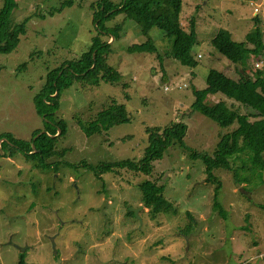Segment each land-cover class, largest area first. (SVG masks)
<instances>
[{"label": "rangeland", "instance_id": "obj_1", "mask_svg": "<svg viewBox=\"0 0 264 264\" xmlns=\"http://www.w3.org/2000/svg\"><path fill=\"white\" fill-rule=\"evenodd\" d=\"M67 1L71 4L63 5ZM101 1L17 0L11 23L28 22L16 50L0 55V136H6L0 142L12 145L8 136L29 142L37 131L46 132L47 120L38 114L35 97L49 73L89 49ZM109 1L118 5L121 0ZM254 17L260 19L264 36V0H183V28L188 32L190 20L196 23L191 56L198 66L191 69L168 58L171 40L158 29L150 30L149 37L161 61L155 55L129 54V46L146 38L133 21H123L120 38L109 41V64L120 73V83L74 85L61 94L55 115L67 129L57 143V151L67 150L62 163L77 167L86 162L96 168L139 161L146 146L144 128L176 121L187 126L188 149L212 155L220 136L236 124L222 129L192 112V91L206 89L212 70L235 81L244 75L211 40L220 29H228L234 41L244 42ZM253 73L250 59L247 74ZM114 100L125 105L130 122L86 137L76 119L87 123ZM220 100L245 114L239 103L221 94L209 95L206 104ZM7 156L0 152V264H19L22 256L26 264H264V214L258 207L264 202V184L239 185L233 173L218 172L222 187L216 194L217 185L207 183L205 166L181 149L167 150L153 164L150 178L121 171L101 179L87 169L66 166L42 171L22 154ZM147 180L163 186L173 212L150 218L138 188ZM216 202L224 217L215 210Z\"/></svg>", "mask_w": 264, "mask_h": 264}, {"label": "trees", "instance_id": "obj_2", "mask_svg": "<svg viewBox=\"0 0 264 264\" xmlns=\"http://www.w3.org/2000/svg\"><path fill=\"white\" fill-rule=\"evenodd\" d=\"M70 4L71 1H67L63 5ZM17 6V0H3V7L0 10V55L13 53L20 43V38L26 34L28 18L16 25L11 23L12 14ZM182 7L183 0H121L118 5L109 0H102L94 12L97 34L92 38L89 49L82 53L77 61L65 63L49 73L44 87L35 97L38 114L47 120L46 132L39 135L40 131H37L29 142L8 136V141L12 145L7 142L1 143L0 152H3L4 157L6 153L12 159L22 154L27 162L35 164V167L42 171L54 168L57 172L60 166H66L72 169H87L101 179L108 174L118 175L121 171L150 178L153 173V164L161 161L167 150L178 148L185 151L192 161H199L205 166L207 183L217 185L216 194L222 187L215 175L218 172L233 173L239 185L264 184L262 180L264 173V72L254 71L252 77L247 74L250 59L254 62L264 59V36L260 27L261 21L257 17H254L253 28L246 35L244 42L234 41L228 29H220L211 40L212 46L223 58L233 65L242 67L244 75L235 81L223 73L212 70L207 76L206 89L192 91L194 96L192 112L200 113L222 129L236 124L233 130L220 136L212 155L199 154L188 149L184 141L187 126L181 121H176L164 126L144 128L146 146L139 161L127 160L114 164H101L96 168L86 162H82L77 167L62 163L67 150L57 151V143L67 129L65 123L57 120L55 115L59 111L61 94L74 85L99 87L102 84L120 83V73L109 64L111 56L109 41L120 38L123 21H133L146 38L142 44L129 46L127 48L129 54L155 55L156 59L161 61L158 50L149 37L150 30L158 29L171 40L170 50L167 53L169 59L190 69L198 66V62L191 56L192 48L197 43L195 19L190 20L189 31H185L181 19ZM120 15L123 16L121 23L112 27L106 26V22ZM215 94H221L239 103L245 110V114L232 110L223 100L214 106H208L207 97ZM130 119L125 105L114 100L111 105L98 112L93 120L83 123L76 119V122L80 131L90 138L97 134L104 135L115 126L129 123ZM58 131L60 133L56 135ZM5 137L0 136V141ZM55 159L59 161L50 163ZM138 188L141 192V204L148 210L150 218L153 219L169 211L173 212V204L163 196L162 185L156 181L147 180L139 183ZM258 207L264 214V202ZM214 208L223 217L225 216L219 202L215 203ZM127 214L133 213L128 211ZM190 231L191 226H187L185 233L188 234ZM19 264H26L25 256L21 257Z\"/></svg>", "mask_w": 264, "mask_h": 264}, {"label": "built area", "instance_id": "obj_3", "mask_svg": "<svg viewBox=\"0 0 264 264\" xmlns=\"http://www.w3.org/2000/svg\"><path fill=\"white\" fill-rule=\"evenodd\" d=\"M254 13L256 14L257 11L254 10ZM254 71L264 72V59L254 62Z\"/></svg>", "mask_w": 264, "mask_h": 264}, {"label": "water", "instance_id": "obj_4", "mask_svg": "<svg viewBox=\"0 0 264 264\" xmlns=\"http://www.w3.org/2000/svg\"><path fill=\"white\" fill-rule=\"evenodd\" d=\"M94 67H95V66H94ZM94 67H93L92 69H94ZM59 133H60V132L58 131V133H57L56 135H58ZM41 134H42V133H40L39 135H41ZM39 135H38V136H39ZM52 137L54 138V137H56V136H52ZM1 143H2V142H0V145H1ZM32 148L34 149V145L32 146ZM0 149H1V146H0ZM140 209H141V208H140ZM132 211H133V213L136 214V216H137V212H138V211H137V210H132ZM198 229H199V228H198ZM198 229H197V231H198Z\"/></svg>", "mask_w": 264, "mask_h": 264}]
</instances>
